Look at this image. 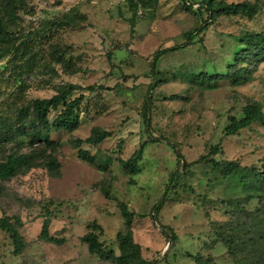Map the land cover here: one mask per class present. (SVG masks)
Returning a JSON list of instances; mask_svg holds the SVG:
<instances>
[{"label":"rangeland","instance_id":"1","mask_svg":"<svg viewBox=\"0 0 264 264\" xmlns=\"http://www.w3.org/2000/svg\"><path fill=\"white\" fill-rule=\"evenodd\" d=\"M24 1L9 27L19 48L6 53L0 43V121L14 124L21 106L52 97L67 83L82 86L75 94L84 93L85 101L78 129L52 134L59 143L54 155L61 163L60 176L35 167L26 175L0 179V218H19L25 241L23 251L14 253L11 239L0 228V264H117L90 253L82 238L96 221L105 248L119 254L117 235L124 229L119 202L137 213L134 239L153 264H264V242L255 244L248 237L242 242L230 230L231 217L223 203L228 195L223 184L214 183L202 159L211 146L221 144L223 158L247 166L264 164L261 126L224 135L230 113L239 118L249 99L264 100V63L253 80L238 86L220 76L195 83L186 75L223 71L235 35L264 31V0H224L255 3L261 11L254 20L219 16L193 44L158 59L160 76L149 95L151 135L158 141L146 133L141 114L153 81L154 55L183 43L208 19L202 0H153L136 10L134 0ZM66 20L67 25H59ZM22 40L29 45L24 54ZM91 86L96 90L91 92ZM95 126L111 136L98 146L82 145L96 157L92 164L79 155L75 140L90 136ZM164 138L180 148L181 160ZM141 144L140 172L126 173L118 158H130ZM42 148L11 141L0 146V159ZM107 158H112L108 170L98 167L108 163ZM177 173L178 183L163 200L156 220L152 208ZM108 187L112 198L103 191ZM262 204L247 205L248 212ZM48 211L50 234L61 242L40 238ZM162 225L176 234V241L162 233ZM224 237L234 242L232 249Z\"/></svg>","mask_w":264,"mask_h":264},{"label":"trees","instance_id":"2","mask_svg":"<svg viewBox=\"0 0 264 264\" xmlns=\"http://www.w3.org/2000/svg\"><path fill=\"white\" fill-rule=\"evenodd\" d=\"M59 3L62 0H58ZM153 0H134L132 5L134 9L139 6H149ZM24 0H0V43L5 44V52L10 53L19 47L15 43L16 37L9 27L18 18L17 10L22 6ZM202 7L205 8L208 19L192 32L188 39L181 44L159 49L156 51L153 60V81L145 97L142 107V117L146 126V133L151 136L152 141H158L160 138L151 135L152 127V96H149L159 80L160 71L156 70V64L160 57L167 53L185 48L194 43L197 34L205 32L209 26L215 22L219 16H243L250 20L257 18L261 11L255 3L243 2H225L224 0H202ZM185 7L190 8L187 3ZM72 19V16H70ZM134 22V17L132 18ZM69 20L60 22V26H65ZM21 45L29 47L25 40ZM18 52V50H16ZM229 55L225 57L226 67L221 72H188L186 75L195 83L210 82L212 79L220 76L229 80L234 85H242L254 79V73L260 64L264 63V31L245 30L239 35H235L228 47ZM57 61L63 62L62 56H57ZM101 87V86H100ZM84 89L78 84L67 83L57 88V93L50 98H36L30 104L21 106L16 113L14 124L7 122V119L0 121V146H5L11 141L17 142L19 147L25 145H41V152H12L6 154L4 159H0V179L9 180L18 175H26L35 167H44L55 176H60L61 163L54 155L59 143L52 138L53 133L61 131L73 132L81 124L80 107L85 101V94L76 95L79 90ZM91 92L96 87L88 88ZM242 116L239 118L232 113L228 115L229 123L224 129L225 136L239 135L243 130H255L256 126H261L264 130V100L249 99L242 109ZM18 136H22L21 138ZM111 132L99 126L92 128L90 136L85 139L77 138L76 145L79 146V155L89 163H94L96 157L82 148L87 143L92 146H98L103 143ZM27 139V140H26ZM171 144L172 148L181 160L182 154L180 148H176L171 141L164 138ZM223 149L221 144L210 147V152L202 159L207 162L213 175L214 183L223 184L227 197L223 199L225 203V212L231 217V231H235L236 238L245 242L248 237L255 244L264 242V164L261 167L256 165H243L238 160H229L221 157ZM144 145L133 153L128 159L118 158L119 164L126 173L136 175L141 170V161L143 159ZM45 158V161H39ZM108 163L100 164L103 170H108L112 158H107ZM181 173L173 174L167 185L166 191L161 200L152 208L154 218L157 220V214L163 206V200L166 199L172 188L176 187L178 177ZM106 197L112 198L110 187L105 188ZM2 188L0 187V194ZM263 203L261 207H256L248 212L247 205L252 203ZM121 215L124 219V229L117 235L119 254L113 249L107 250L100 239L102 226L96 221L89 224L90 231L85 234L82 240L88 245L89 252L96 254L105 260H111L117 264H153L154 261L146 259L142 255V247L134 239L133 222L137 213L131 210L127 203L119 202ZM40 234V238L61 242V240L51 236L49 231L51 212L48 211ZM155 220V221H156ZM22 221L16 218L12 221L8 216L0 218V228L9 236L14 246V253L18 254L25 248V241L20 232ZM224 225V224H223ZM227 225V224H226ZM167 226L162 225V233L173 242L177 240L176 234L169 233ZM99 231V233H98ZM228 247L232 249V242L229 238H223ZM245 246V243H243Z\"/></svg>","mask_w":264,"mask_h":264},{"label":"water","instance_id":"3","mask_svg":"<svg viewBox=\"0 0 264 264\" xmlns=\"http://www.w3.org/2000/svg\"><path fill=\"white\" fill-rule=\"evenodd\" d=\"M183 164H184V162H183ZM156 222V221H155Z\"/></svg>","mask_w":264,"mask_h":264}]
</instances>
